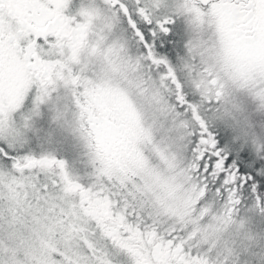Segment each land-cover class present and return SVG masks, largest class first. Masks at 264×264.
I'll list each match as a JSON object with an SVG mask.
<instances>
[{"label":"snow or ice","instance_id":"1","mask_svg":"<svg viewBox=\"0 0 264 264\" xmlns=\"http://www.w3.org/2000/svg\"><path fill=\"white\" fill-rule=\"evenodd\" d=\"M0 264H264V0H0Z\"/></svg>","mask_w":264,"mask_h":264}]
</instances>
